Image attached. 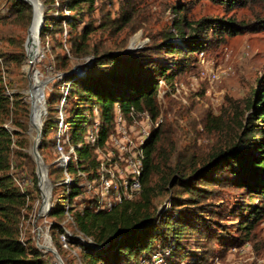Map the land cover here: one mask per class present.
I'll list each match as a JSON object with an SVG mask.
<instances>
[{
    "label": "rangeland",
    "instance_id": "rangeland-1",
    "mask_svg": "<svg viewBox=\"0 0 264 264\" xmlns=\"http://www.w3.org/2000/svg\"><path fill=\"white\" fill-rule=\"evenodd\" d=\"M43 1L46 3L43 7L45 9L50 0ZM9 5L7 0H0V12H5L0 16V50L9 53L25 51L27 30L32 20L27 26L14 22L13 14L7 15ZM94 7L93 13L83 16V22L78 23L77 30H81L84 22L93 23L92 27L95 30L90 34V41L104 50H121V52L128 50L127 53H132L152 50L157 44L172 43L174 46H180L182 45L179 38L180 30L188 38L190 35H197L205 39L203 55H200L201 51L192 53L190 64L172 81L158 80L154 97L158 106L155 117L159 119V122L152 124L151 131L160 127L157 158L166 162L163 169L173 168L177 160L181 158L189 167L187 169L189 173L191 167L200 166L213 152L234 143L233 139L237 141L239 134L246 129L245 126L252 124L253 109H249L246 104L247 100L253 97L254 89L261 84L260 79L264 77V27L240 33L222 34L223 39H220L219 34L212 29L206 32L199 31L196 24L201 19L233 20L237 24L264 19V2L246 0L243 4L228 8L214 0H96ZM176 7L180 10L177 11ZM123 11H127L131 17V21L127 24H122L120 20ZM102 24H106V28L99 27ZM110 28L111 31L108 30ZM61 29L55 30L43 39L39 36L40 52L32 63L30 74L35 93L34 100L37 103L36 109L39 111H42L41 89H43L38 85L40 80L50 78L56 73L49 65L54 62L57 53L61 55L66 52L68 56L71 55L68 50L69 28L63 22ZM173 58L172 56L171 59ZM86 61L90 65L94 61L93 55L88 54L82 58L71 59L68 71ZM27 65L25 57L20 68H16L14 63H11L12 72L9 78L13 91L19 89L23 93L28 110L29 102L25 92L28 87L25 70ZM35 69H38L40 74H35L32 78ZM80 71L76 70L73 73ZM213 72L219 75L217 79L212 78ZM54 79L44 87V101L54 88L56 83L53 82ZM66 87H69V84ZM81 93L85 91L81 89L72 91L64 103V109L70 108L75 102L72 97L76 98ZM91 98L96 99L94 95H91ZM93 103L95 107L98 106L97 101ZM53 105L56 107L57 103L54 102ZM3 125L8 129L14 128L19 131L16 136L24 145H14L16 151L12 153V156L14 163L22 161L23 169L13 166L11 170L22 185L25 183L24 189L29 188L33 194V198L29 201L30 209L27 208L28 210H25L22 216L20 238H28L34 246L38 243L41 249L51 245L57 248L58 245L62 258L64 255L70 258L73 264H83L77 261L74 263L73 257L79 258L78 243H82L81 236L85 237V235L71 225L72 218L68 211L59 222L65 232H56L54 239L51 238L50 227L56 219L55 215L49 212L55 197H59L60 201L65 200L68 194L66 188L61 186L53 189L52 183L49 207L44 212L39 210L42 196L38 185L36 163L30 154L34 129L29 128L28 117L25 129H19L11 118H8ZM55 126L54 122L51 129L55 130ZM86 128L87 125L82 127L83 133L86 132ZM50 144L51 142L46 144L41 152L47 164V173H49L50 164L56 161L60 163L57 160L55 143L54 150ZM243 146V143H240L236 147ZM18 149L26 152V155L19 156ZM55 154L57 156L52 160ZM32 170L35 175L31 173ZM227 174L226 166L222 163L218 168L213 169L209 176H204V179L214 181L207 188L197 180L193 182L203 191L198 198H183L185 205L189 204V201H196L199 206L187 207L189 211L192 210L189 220L192 221L191 225L194 229L183 230L179 237V249L175 250L176 240L169 237L170 239L162 244L163 241L159 238L154 242L152 249H148L146 253L139 256L138 261L147 253L160 250L163 253V261L159 264H184L192 263L193 260L199 264H264V216L255 224L248 238L240 239L238 236L240 218L236 217L239 213L237 209L240 200L244 202L248 199V191L237 187L232 182V176ZM226 180L231 183H226ZM57 183H62V180ZM169 191L172 192L174 189ZM171 192L160 194L155 198L157 214L178 211L170 204ZM82 193L83 197H87L84 190ZM183 194L187 195V193ZM74 200L78 199L74 198ZM249 200L253 204L264 203V197L256 193L252 194ZM66 203L65 201V207ZM76 205L79 207L82 204ZM71 236L77 238L74 244L71 243ZM227 241L237 243L225 244ZM206 249L210 253L203 256V259H199ZM43 253V259L49 264H58L53 255L50 258L48 256L50 253Z\"/></svg>",
    "mask_w": 264,
    "mask_h": 264
},
{
    "label": "trees",
    "instance_id": "trees-1",
    "mask_svg": "<svg viewBox=\"0 0 264 264\" xmlns=\"http://www.w3.org/2000/svg\"><path fill=\"white\" fill-rule=\"evenodd\" d=\"M214 1L232 8L245 3L246 0ZM258 1L264 2V0ZM7 2L10 4L7 15L13 14L14 22L27 26L31 20V6L23 0H7ZM95 2L96 0H50L44 9V21L39 35L41 39L55 30L61 29L63 22L69 28L68 50L71 55L68 56L66 52L61 55L57 53L54 62L49 65L54 73L68 72L71 59L92 54L94 61L84 67L83 74L72 72L63 78L55 77L54 88L45 99L46 116L43 115V139L39 147L40 153L49 142H51L50 147L53 146L54 150L55 130L51 128L57 120L54 115L56 107L53 104L59 101L64 86L69 84L68 98L74 90L85 91L76 98L72 97L75 102L66 109V121L69 125L71 141L77 143L85 139L81 129L91 122L92 112L88 109L94 107L93 102L95 101L98 102V115L101 121L98 140H101L104 137L106 124H109L112 119L114 102L118 101L125 110L130 107L147 109L152 116H155L158 112L154 97L158 80L172 81L190 64L192 53L205 48L204 38L197 35H190L188 38L180 30L179 38L182 44L180 46H174L172 43L157 44L152 50L115 55V52L119 53L121 50H104L90 41V34L95 30L92 27L93 23L84 22L81 30H77L78 23L83 22V16L94 12ZM176 10L180 9L176 7ZM3 14L5 12H0V16ZM120 20L122 24H127L131 21V17L127 11H123ZM196 25L199 31L206 32L208 29H212L219 34L220 39H223L222 34L240 33L264 27V19H257L247 24H237L233 20L201 19L197 21ZM104 26L106 28V24L99 27ZM176 26L178 27V25ZM108 30L111 31V28ZM65 49L67 50V47ZM172 56L173 59H171ZM24 57V50L10 53L0 50V264H49L43 259L44 253L33 243L31 244L28 238H20L22 216L24 211L28 210L27 208L30 209L29 201L33 198V194L29 188L23 189L19 185L15 179V173L11 170L13 166H19V168L22 166V161L14 163L12 156V153L16 151L14 145H24L16 136L19 131L14 128L8 129L3 125L8 118H11V121L19 129L26 128L27 103L19 89L13 91L9 78V74L12 72L10 64L14 63L16 68H20ZM167 58H169L168 61H165ZM260 80L261 84L257 89H254L253 97L249 98L246 104L249 109H253L251 112L254 118L252 124L245 126L246 129L239 134L237 141L233 139L234 143L213 152L200 166L191 167L189 173H187L189 167L181 158L177 160L173 168L163 169L166 162L157 158L160 127L154 128L144 144L145 156L141 191L134 198L124 201L110 210L94 209L97 202L95 196L74 200L76 195L83 192V188L78 185L80 178L75 175L74 167H70L69 171L75 177L74 183L69 186L65 200L60 201L59 197H55L49 212V214L55 215L56 219L50 227L51 238L54 239L56 232H65L59 222L60 218L67 213L65 201L67 202L66 199L69 198L68 214L72 217L71 225L90 236L94 243L99 245L78 243L80 246L79 258L73 257L74 263L77 261L83 262V264H138L139 256L146 253L148 249H152L154 242L159 238L162 239V244H165L170 238L176 240L175 250L179 249V237L183 230L185 228L194 229V226L191 225L192 221L189 220L192 210L189 211L187 207L199 206L196 201H189V204L185 205L183 198L200 197L203 189L200 190L198 185L193 182L197 180L207 188L214 181L204 179V176H209V173L222 163L226 166L227 175L232 176V182L237 187L248 191V199L244 202L240 200L237 209L239 213L236 216L238 219L240 218L238 223L240 234L238 236L240 239L248 238L255 224L264 216V203L253 204L249 200L254 193L264 197V77ZM6 88L11 90L10 94L6 92ZM91 95H94L96 99L91 98ZM240 143H243L244 146L237 148L236 146ZM92 147L93 145L89 142H84L83 147L77 149L79 163L86 169L95 163ZM17 152L19 156L26 155V152L21 149H18ZM56 156L57 154L52 160ZM21 169L23 168L21 167ZM62 170L58 161L49 165L48 175L53 183V189L64 186L67 190L65 183H57L63 179ZM31 173L35 175L34 170ZM225 182L231 183L227 180ZM172 188L174 191H169ZM168 192H171L170 204L178 211L157 214L155 198ZM183 193H187V195ZM79 203L82 205L78 207L76 204ZM71 239L72 244L77 242L76 237L71 236ZM229 242L237 243L236 241H227L225 244H229ZM181 245L183 246V244ZM58 247L57 245L56 249L61 253ZM202 253V257L199 259H203V256L210 252L206 249ZM51 255V253L48 254L50 258ZM63 260L65 264H73V261L64 255ZM192 263L197 264L194 260Z\"/></svg>",
    "mask_w": 264,
    "mask_h": 264
},
{
    "label": "built area",
    "instance_id": "built-area-1",
    "mask_svg": "<svg viewBox=\"0 0 264 264\" xmlns=\"http://www.w3.org/2000/svg\"><path fill=\"white\" fill-rule=\"evenodd\" d=\"M200 55H203L201 50ZM85 71L81 70L79 74ZM213 79L218 74H211ZM61 78L59 73L53 76ZM7 93H11L6 88ZM68 87L62 88V95L56 105V126H55V151L58 153V160L63 171L62 182L69 186L74 183V176L70 167H74L75 175L79 176L78 185H81L87 197L95 196L97 202L94 205L96 210H110L118 204L130 200L139 194L143 187L142 172L145 156V141L150 135L152 124H158L159 119L152 116L147 109L130 107L125 110L118 101L112 107V119L106 124L104 137L98 140L100 135L101 121L98 115V108L92 109V120L87 124L84 140L74 143L69 135V125L66 121V110L64 103L67 99ZM84 142L93 145L94 165L88 169L79 163L77 149L83 147ZM16 181L24 189L17 176ZM83 197V193L75 196L76 199ZM65 210H69V198ZM72 218V217H71ZM82 235H85L81 232ZM81 242L93 245L94 241L88 235L81 236ZM163 261V253L156 250L142 256L138 264H159ZM193 264V263H184ZM199 264V263H197Z\"/></svg>",
    "mask_w": 264,
    "mask_h": 264
},
{
    "label": "water",
    "instance_id": "water-1",
    "mask_svg": "<svg viewBox=\"0 0 264 264\" xmlns=\"http://www.w3.org/2000/svg\"><path fill=\"white\" fill-rule=\"evenodd\" d=\"M23 1L28 3L31 6V3H30L29 0H23ZM39 1L42 2L43 7L46 5V3L43 0H39ZM31 11H32V14H31V20H32V15H33L32 6H31ZM43 21H44V9H42L41 16H40V21H39V24H38V27H37V40H38V42L40 41L39 40V35H40L41 28L43 26ZM28 30H29V27H28ZM28 30H27V36H28ZM24 47H25V59H26L27 64H28L27 67L25 68L26 74H27V78H28V87L25 90V92H27L26 95H27L28 102H29L28 123H29V128L31 130L34 129V139L32 141L31 147H30V154H31V156L33 157V159H34V161L36 163V174H37L38 185H39V188H40V191H41V196H42V203H41V207H40L39 210L44 212L49 207L52 182H51L50 178L48 177L47 164L44 162V160H43V158L41 156V153L39 152V147L41 146V142H42V139H43V130H42L43 120H42V116H43V114L46 113L45 101L43 100L44 87L46 86V84L49 81L53 80L54 77L52 76L50 78H47V79L41 81V83L43 85V89H41L42 112L40 113L39 118H38L39 122L37 124H35V122H34V113H33V108H32V103H31V97L33 96V94H32L33 84H32V81L30 79V76H31L30 74H31V70H32V63L36 59V57L38 56L39 52H38V50H33V49L31 50V49H29L27 47V37H26V41H25ZM127 52H128V50L127 51L125 50L124 52L115 53V55H122V54H125ZM86 65H88V61L74 66V68H72L68 72H60L59 75L65 76L66 74L72 73V72H74L76 70H83ZM35 74H40L38 69H35V71L32 74V78H34ZM42 175L45 178V183H46L45 185L47 186V189H48L47 195H45V192L43 190V183L41 182ZM93 245L99 246L96 243H93ZM35 246L37 248H39L40 250H42L36 244H35ZM43 252L51 253L54 256L55 260L58 262V264H65L62 256L60 255V253L58 252V250L56 249V247L54 245L49 246V248L46 249Z\"/></svg>",
    "mask_w": 264,
    "mask_h": 264
},
{
    "label": "bare ground",
    "instance_id": "bare-ground-1",
    "mask_svg": "<svg viewBox=\"0 0 264 264\" xmlns=\"http://www.w3.org/2000/svg\"><path fill=\"white\" fill-rule=\"evenodd\" d=\"M29 1L31 3L32 8H33V15H32V22H31L30 27H29L30 30H29L28 36H27V47L31 50L32 49L38 50V52H40L39 42L37 40V27H38V24L40 21V16H41V12L43 9V5H42V2L39 0H29ZM38 85L43 88L41 80H40ZM32 94H33V96L31 97V103H32V108H33V113H34V122H35V124H37L39 122V119H38L39 115L42 111H39L36 109L37 103L34 100V95H35L34 88H32ZM44 116H46V115H44ZM41 182L43 183V190L45 192V195H47L48 189H47V186L45 185L46 183H45V178L43 175L41 178ZM37 246H38V243H37ZM48 248H49V246H46L45 248L42 247V250L45 251Z\"/></svg>",
    "mask_w": 264,
    "mask_h": 264
}]
</instances>
